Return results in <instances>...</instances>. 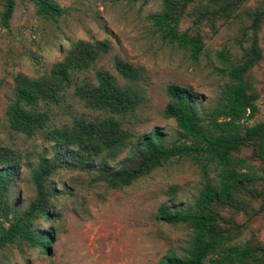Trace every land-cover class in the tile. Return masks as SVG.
I'll return each mask as SVG.
<instances>
[{
  "label": "rangeland",
  "instance_id": "rangeland-1",
  "mask_svg": "<svg viewBox=\"0 0 264 264\" xmlns=\"http://www.w3.org/2000/svg\"><path fill=\"white\" fill-rule=\"evenodd\" d=\"M55 2L66 11L57 20L43 18L34 5L22 0L15 3L8 29L0 19V148L13 150L21 157L9 195L10 203L19 212L36 197L31 168L38 155L51 156L52 143L42 135L26 138L9 129L5 112L13 99L17 75L37 78L47 74L54 63L64 58L72 43L106 41L108 52L87 70L72 74V84L63 93L61 103L48 107L50 126L71 125L74 118L90 121L106 117L104 112L86 108L74 96V89L83 81L95 83L97 71L108 72L123 85L113 66L118 58L140 68L142 74L137 83L141 96L138 107L131 115L116 117L122 127L136 135L159 128L166 141H175L179 137L176 125L163 116L168 102L166 87L187 89L200 113L214 108L227 81L225 70L242 60L243 49H248L251 42L248 27L252 17L264 6V0H247L238 10L237 19L217 20L213 26L209 21L194 26L192 19L183 15L179 31L198 33L202 41V51L193 60L187 50L163 41L147 19L160 11L161 0ZM2 11L0 0V16ZM259 25L257 41L262 57L245 77L257 107L249 126L264 122V18ZM220 53L228 59L222 61ZM237 156L248 159L251 172L260 178L252 187L263 196L251 199L236 194L229 206L218 208V213L237 226L230 232L231 246H263L264 160L251 157L249 147ZM217 172L216 164L206 166L205 176L200 164L191 159H173L129 187L110 189L104 183L93 182L83 170L58 169L48 181L52 192L50 217L37 219L33 226L53 236L49 251L40 252L17 241L0 251V264H159L169 253L183 257L190 229L162 222L158 209L165 206L181 210L193 205L204 177L214 180ZM229 226L221 224L222 228ZM210 258L204 264H211Z\"/></svg>",
  "mask_w": 264,
  "mask_h": 264
},
{
  "label": "trees",
  "instance_id": "trees-1",
  "mask_svg": "<svg viewBox=\"0 0 264 264\" xmlns=\"http://www.w3.org/2000/svg\"><path fill=\"white\" fill-rule=\"evenodd\" d=\"M17 0H2L1 25L8 29ZM28 1L45 19L57 20L66 13L55 0ZM147 0H144L146 2ZM247 0H161V9L150 14L155 32L163 41L187 50L193 60L202 51L198 33L180 32L183 15L194 26L209 21L237 19V12ZM189 8H192L189 11ZM264 18V6L252 17L248 31L250 46L243 49L242 60L226 68L227 81L217 104L200 113L193 95L175 85L166 87L168 99L163 111L166 119L174 121L179 132L175 141H166L159 128L136 135L122 127L116 117L131 115L141 102L137 83L141 69L118 58L114 69L123 80L120 85L108 72L97 71L96 82L83 81L74 89V96L88 109L107 114L104 118L87 121L74 118L71 125L51 127L49 106H58L63 93L72 84V74L87 70L109 50L108 43H72L64 58L53 64L50 71L37 78L17 75L14 78L13 99L6 108V121L11 131L26 138L42 135L52 143V153L37 156L31 168V182L36 197L22 212L9 201L13 180L20 169V155L0 148V251L17 241L47 253L53 236L48 231L33 228L39 218L48 219L52 192L48 181L62 168H77L92 176L93 182L104 183L110 189H122L163 167L173 159L187 158L200 164L205 176L206 166L216 164L214 180L204 182L193 205L181 210L161 206L158 218L170 225H185L190 229L188 248L183 257L172 253L162 257L159 264H264V245L253 248L234 247L231 230L234 223L224 219L219 207H227L233 197L241 194L251 199L263 196L252 185L259 180L246 157H239L243 148H251V157L264 160V122L249 126L257 114L256 97L245 80L248 72L261 60L257 33ZM222 61L228 59L221 53ZM46 108V109H44ZM115 163V164H112ZM260 209H263L261 207ZM221 224L230 225L222 228Z\"/></svg>",
  "mask_w": 264,
  "mask_h": 264
}]
</instances>
